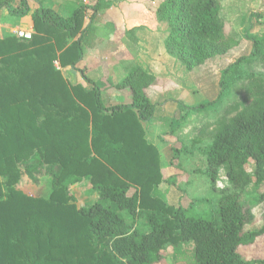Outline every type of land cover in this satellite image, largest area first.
Wrapping results in <instances>:
<instances>
[{"label":"trees","instance_id":"trees-1","mask_svg":"<svg viewBox=\"0 0 264 264\" xmlns=\"http://www.w3.org/2000/svg\"><path fill=\"white\" fill-rule=\"evenodd\" d=\"M34 1L32 39H0V264H161L168 248L177 256L189 245L195 264H264V214L262 226L249 229L255 216L239 196H226L209 211L174 207L157 196L159 155L141 127L155 114L144 93L154 76L140 68L127 75L119 87L131 90L130 105H106L96 86L70 87L54 62L74 68L82 62L92 27L84 29L87 9L65 19ZM97 9L90 8L92 20ZM4 10L25 17L30 6L0 0V14ZM155 12L168 22V53L188 70L230 52L218 0H162ZM252 42V54L223 71L216 101L241 65L264 61V36ZM213 105L184 108L202 113ZM204 155L213 184L223 168L238 188L254 161L255 185L264 187V87L219 127ZM24 177L35 184L50 177L49 197L19 190ZM83 179L99 198L79 208L69 189ZM132 187L138 192L130 197ZM253 205L264 209V191Z\"/></svg>","mask_w":264,"mask_h":264},{"label":"rangeland","instance_id":"rangeland-1","mask_svg":"<svg viewBox=\"0 0 264 264\" xmlns=\"http://www.w3.org/2000/svg\"><path fill=\"white\" fill-rule=\"evenodd\" d=\"M158 2L159 0L150 1L149 8L152 12L155 11ZM218 4L220 22L232 40L228 54L209 56L203 65L191 71L177 56L169 54L167 48L164 53L151 54L147 73L153 75L154 80L144 89V93L151 101L154 100L156 108L165 107L166 111L163 113L159 110L158 114H176L172 120L173 128L163 133L164 137L170 138H163L162 143L165 146L171 145V149L168 153L163 152V162L168 164L164 167L167 173L165 182L161 184L162 187L160 186V192L168 198L172 191L175 193L172 199L176 200L177 204L185 208L193 205L198 211H209L211 207H218L219 201L226 196L237 195L243 205L252 207L255 220L248 228L258 229L263 223L264 209L262 205L253 204L264 191V187L260 185L257 188L255 185L254 161H250L245 167L248 176L242 175L238 188L228 179L223 168L219 171L217 182L213 184L208 175L204 150L212 144L219 127L252 105L254 94L264 87V61L256 59L252 64L241 65L235 75L227 78L224 97L216 101L221 91L223 71L239 58L250 56L254 49L252 39L264 36V0H218ZM151 26L160 33V36L164 33L167 39L169 26L166 19L151 13ZM157 81L160 89L165 91V98L156 95L154 89L158 86L152 87ZM100 88L107 104L111 101L124 103L130 99V90L127 88L109 86ZM210 103H214L213 107L202 113L189 112L184 108ZM171 104L173 105L169 106ZM152 124L153 121L150 125ZM168 140L172 144H168ZM168 167L172 171L171 175ZM167 179H172L171 184L166 183ZM17 187L31 197L48 198L52 192V180L45 177L35 184L24 177ZM88 188L90 185L85 180L77 183L76 187L74 185L70 187L69 192L70 194L72 192L71 195L78 207H89L93 204L95 194L93 197L86 194ZM190 254L191 250L187 248L185 257ZM164 255L167 259L161 264H175L173 256L176 255L171 248H168ZM189 258L190 256L186 263L193 264L192 258Z\"/></svg>","mask_w":264,"mask_h":264},{"label":"crops","instance_id":"crops-1","mask_svg":"<svg viewBox=\"0 0 264 264\" xmlns=\"http://www.w3.org/2000/svg\"><path fill=\"white\" fill-rule=\"evenodd\" d=\"M13 1L16 3L20 0ZM39 1L42 2V5L45 8L53 10L56 14L65 19L71 18L73 14L82 7L87 9L85 11L84 29L87 28L90 23L92 27L85 35L83 41L84 49L82 62L76 68L71 65L63 67L59 60L55 61L54 65L57 70L62 73L64 79L70 87L80 85L85 90L93 88L94 86L98 87L104 103V94L100 87L109 86L110 88L113 87L122 89L119 86L132 69L140 68L147 72L148 68H150L149 62L151 54L158 55L166 51V35L162 33L160 36V33L151 26V13H156L155 11L152 12L149 8L151 0ZM160 1L161 0H159V2ZM36 4L37 3L34 0H28L30 13L25 17H14L7 10L2 11L0 14V39L15 36L17 31L32 32L34 35L35 30L33 27L32 15L36 10ZM94 5H96L98 9L92 20L91 16L93 13L90 8ZM80 37L81 34L74 39H69L68 45L71 46L74 42L79 40ZM154 59L157 58L154 57ZM81 70H83V72ZM158 85L159 82L157 81V83L152 87H157ZM154 90H156V95H161L162 98H165V91L161 90L160 86ZM129 94L130 99L128 102L123 103L119 101H111L109 104H105L130 105L133 103L131 90L129 91ZM149 100L151 101V99ZM151 102L153 103L154 100ZM172 105L173 104L169 106ZM159 110L163 113L166 111L165 107L160 109L156 108L153 119L149 122H141V127L145 132V140L149 145L156 149L159 155L160 172L163 177V182H165V174L167 171L164 167L165 164L168 163L163 162V152L168 153L171 149V145L165 146L162 143L163 138H170V136L164 137L163 133L169 132L170 129L173 128L172 125L174 124V121L172 120L175 118L176 114H158ZM152 121L153 124L150 125ZM149 125L150 127H148ZM161 126H163V128H161ZM167 142L168 144L171 143L170 140ZM168 172L170 175L172 174L169 167ZM83 180L90 185V188L86 190L89 193L87 192L86 194L91 195L92 197L95 194V198L93 200L94 204L98 200L99 195L92 189L89 180ZM74 186L76 187L77 184ZM161 187L157 189V196L165 197L160 192ZM137 192L138 188L132 187L128 192V196L132 197ZM174 194L175 193L171 191L169 197L165 198L167 199L169 205L178 207L179 203L177 204L176 200L174 201L172 199ZM139 223L141 225V222ZM187 248L191 250L192 253L189 256L192 258V263L195 264L194 255H192L193 246L189 245V247H184L183 251H186ZM189 256L185 257L184 254L173 256L175 257V264H187L186 261H188Z\"/></svg>","mask_w":264,"mask_h":264},{"label":"built area","instance_id":"built-area-1","mask_svg":"<svg viewBox=\"0 0 264 264\" xmlns=\"http://www.w3.org/2000/svg\"><path fill=\"white\" fill-rule=\"evenodd\" d=\"M15 36L19 39L31 40L33 37V33L32 32H26V31H17Z\"/></svg>","mask_w":264,"mask_h":264}]
</instances>
